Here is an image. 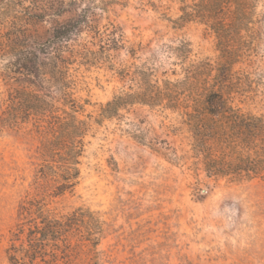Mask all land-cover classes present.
Masks as SVG:
<instances>
[{"label":"rangeland","instance_id":"rangeland-1","mask_svg":"<svg viewBox=\"0 0 264 264\" xmlns=\"http://www.w3.org/2000/svg\"><path fill=\"white\" fill-rule=\"evenodd\" d=\"M79 1L76 9L85 21L71 43L82 54L70 74L76 96L87 101L85 115L96 117L101 104L137 90L133 78L140 70L156 69L153 78L160 83L182 80L185 72L170 45L187 43L186 64L219 60L215 33L197 20L180 18L181 7L191 0ZM56 19L46 17L33 26L39 40L53 35ZM243 33L245 54L234 70L251 74L254 91L235 103L245 111L264 112V0ZM112 39H120L122 47L113 48ZM9 88L0 76V113ZM38 145L24 130L0 133V264H11L8 233L33 191ZM80 168L74 189L51 206L61 211L83 207L99 216L102 233L86 259L89 264H264V179L209 177L193 153L179 108L121 107L94 125Z\"/></svg>","mask_w":264,"mask_h":264},{"label":"trees","instance_id":"trees-1","mask_svg":"<svg viewBox=\"0 0 264 264\" xmlns=\"http://www.w3.org/2000/svg\"><path fill=\"white\" fill-rule=\"evenodd\" d=\"M259 0H191L184 21L197 20L216 35L221 55L214 63L192 61L185 42L168 49L181 61L182 80L154 79L156 69L136 73L137 90L115 95L98 114H84L70 68L82 52L76 41L83 15L79 0H0V76L10 86L0 113V133L24 130L38 140L40 162L21 217L9 230L11 264H89L99 244L101 220L92 210L61 211L51 206L71 192L81 175L86 138L131 103L179 108L192 137L193 153L209 177L231 181L264 179V112L245 111L237 98L253 92L250 73L234 70L245 54L243 31L254 22ZM66 14L69 17L59 19ZM56 16L44 41L33 26ZM121 48L120 39H112ZM184 89L180 93L179 89ZM252 90L249 91L248 89Z\"/></svg>","mask_w":264,"mask_h":264},{"label":"clouds","instance_id":"clouds-1","mask_svg":"<svg viewBox=\"0 0 264 264\" xmlns=\"http://www.w3.org/2000/svg\"><path fill=\"white\" fill-rule=\"evenodd\" d=\"M238 211V210H237ZM241 219H243V217H241Z\"/></svg>","mask_w":264,"mask_h":264}]
</instances>
